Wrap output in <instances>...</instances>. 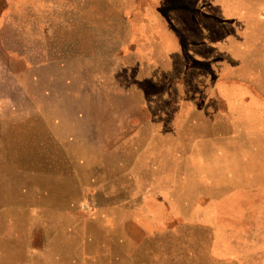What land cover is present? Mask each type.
Masks as SVG:
<instances>
[{
    "label": "rangeland",
    "instance_id": "rangeland-1",
    "mask_svg": "<svg viewBox=\"0 0 264 264\" xmlns=\"http://www.w3.org/2000/svg\"><path fill=\"white\" fill-rule=\"evenodd\" d=\"M0 264H264V0H0Z\"/></svg>",
    "mask_w": 264,
    "mask_h": 264
}]
</instances>
